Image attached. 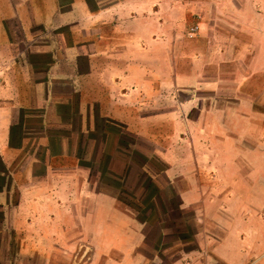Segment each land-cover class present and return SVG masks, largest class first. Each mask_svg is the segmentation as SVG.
Segmentation results:
<instances>
[{
	"label": "crops",
	"instance_id": "0c3cea01",
	"mask_svg": "<svg viewBox=\"0 0 264 264\" xmlns=\"http://www.w3.org/2000/svg\"><path fill=\"white\" fill-rule=\"evenodd\" d=\"M198 2L0 0V264L71 263L86 250L91 263L117 251L103 264H143L142 225L94 188L92 167L98 153L108 173L116 154L120 171L109 174H122L135 148L124 135L161 144L167 122L171 140L152 149L165 180L152 177L195 217L193 245L171 264H264V114L248 94L224 110L180 95L220 83L203 76L213 61L197 59L209 50L193 51L215 38ZM191 57L197 78L186 73Z\"/></svg>",
	"mask_w": 264,
	"mask_h": 264
},
{
	"label": "rangeland",
	"instance_id": "374dc122",
	"mask_svg": "<svg viewBox=\"0 0 264 264\" xmlns=\"http://www.w3.org/2000/svg\"><path fill=\"white\" fill-rule=\"evenodd\" d=\"M197 1H199L198 3L201 5L203 17L207 18L205 31L214 32L213 34L215 35V38L210 41H205L195 48V45L188 44V52L192 51V48H194L193 51L195 54L203 49H207V52L209 50L207 55H204L203 57L198 56L197 59H199V61L201 58L206 60L208 57V59L213 61L211 64H208V61L207 64L211 66H208V68H211V70H209V72H205L203 76H205L204 79L206 80H213L216 83H220L216 90H202V88L181 89V91H183L180 93L181 97L189 98L190 96H193L194 98H203L201 110L202 108H209L215 104H217L220 109L224 110L227 107L226 100L228 98L231 99L234 93L237 96L239 95L241 98L248 94L252 96L251 98L254 102V109L257 110V112L259 111L264 114V0H234L235 3L231 0ZM244 21H247L248 24L244 23ZM193 25L198 26L197 22H195L188 27L186 32V37L188 38L196 36L199 32L198 26L197 31L193 35L189 34V28ZM232 30H235L236 32V40L228 39L226 36L228 33H231ZM233 47L235 49H233ZM194 57L189 58L186 73L192 78H197L201 73L195 70L196 67L193 65L195 62V59L193 60ZM199 61L197 67L202 65L199 64ZM233 82L238 85L237 89L233 88ZM155 110H163V105L155 106ZM198 111V108L188 109L190 116L193 118L196 117ZM169 127L170 124L168 122L165 126H160V130L157 133H159L158 138L162 143L157 145L148 142L141 136L139 138H131L130 136L124 135V141L127 144L134 143L135 146L132 153H130V155L133 156L134 161L132 164L136 166L137 164L140 165L141 163H146L144 164L146 167L144 169H147L146 171H148L151 176L161 183L165 180L163 175L156 176V174L160 173L164 164L159 161L158 156L155 154L156 152L154 153L152 149L154 147L167 146V141L171 140V138L167 136L166 132L169 130ZM202 134L203 135L199 136L206 137L204 136L206 135V132ZM117 152L118 154H121L120 150ZM124 155H126V153H124ZM118 158L119 156L115 154L113 159L108 161V167L110 168L107 169L108 173L100 175L98 169L101 168L102 171H106V164L102 159L101 162H99L100 157L98 153L96 154L94 159L95 163L92 167L91 173L94 188L97 190H107L109 193L117 196L118 207L128 213L132 218L136 219L135 221H138L140 226L142 225L140 228L141 234L143 233L144 237L146 234V237L143 239L144 241L141 246L135 249V252L143 254L145 257L143 264H171V262L178 259V256L182 252L180 248L188 250L193 245L191 242H193L195 238V225L193 224L195 217L194 219H191L192 213L190 211L186 214V217L189 219V222H187V235L191 237V242L181 244L180 241L176 242L177 235L171 234L168 239L166 235V243L161 246H156V241H154L157 238L156 229L151 232L149 228L146 227V224L142 223L147 211L144 212L143 209H138L131 196L135 194L138 198L140 197V192H134V183L136 182L127 180L129 184L133 183L128 186L125 185L122 180L109 174V172L116 173L120 171V163L113 161ZM124 158L126 157L124 156ZM117 176H119V174ZM139 190H141V188H139ZM143 195L147 197V195H150V192L144 191ZM243 202L249 205H257L259 203V201L255 199H249ZM211 211H213V209ZM256 214L257 213L253 211V215L251 217L253 225L257 224L259 218ZM201 224L209 227L210 229H213L214 226L209 218L205 219V221ZM199 226L200 225H197L196 228ZM213 231L215 235L221 234V232L215 230V228ZM257 236L261 241H264V230L260 231ZM146 239L150 241V244H155V247H152V245L148 246L145 242ZM86 251L87 252L84 253V256H82L83 251H78L75 258H72L71 263L64 264H103L105 260L109 258L121 257L119 252L111 251L108 255L103 256L101 259L102 263H91L89 257L91 256L92 251ZM33 263L39 264V260L34 257Z\"/></svg>",
	"mask_w": 264,
	"mask_h": 264
},
{
	"label": "trees",
	"instance_id": "16d2710c",
	"mask_svg": "<svg viewBox=\"0 0 264 264\" xmlns=\"http://www.w3.org/2000/svg\"><path fill=\"white\" fill-rule=\"evenodd\" d=\"M131 156V155H130ZM133 159V156H131ZM134 163V161H132ZM130 160L129 166H126L122 174L117 176L118 179L122 180L125 185H132L133 183H128L127 180H132L134 183V192H140V197L133 194L132 199L135 202V206L138 209H143L145 213V217L143 218V224H146V227L152 232V230L156 229L157 238L156 246H161L165 242V237L172 235H177L176 242H181V244L186 242H191V237L187 235V228L189 219L186 217V212L184 210H179L177 207V203L172 200H168L163 198L161 194H163L162 184H159L150 174L147 169H144L143 164L133 165ZM131 181V182H132ZM131 187V186H130ZM138 188V190H137ZM141 188V190H139ZM167 190V188H166ZM170 190V189H169ZM150 192V195L147 197L143 195V192ZM172 192V190H171ZM174 195V194H173ZM162 197V198H160ZM146 237V234H145ZM148 238V235H147ZM146 244L151 246L150 241L146 239ZM174 244V243H173ZM155 247V244L152 245ZM180 248V247H179ZM183 249V248H182ZM181 250V248H180ZM157 251V249H156Z\"/></svg>",
	"mask_w": 264,
	"mask_h": 264
},
{
	"label": "built area",
	"instance_id": "2783aa9c",
	"mask_svg": "<svg viewBox=\"0 0 264 264\" xmlns=\"http://www.w3.org/2000/svg\"><path fill=\"white\" fill-rule=\"evenodd\" d=\"M198 29V26L197 25H193L189 28V34L190 35H193Z\"/></svg>",
	"mask_w": 264,
	"mask_h": 264
}]
</instances>
